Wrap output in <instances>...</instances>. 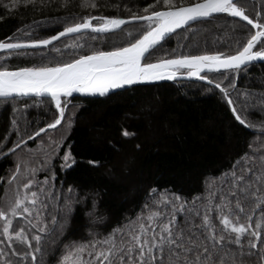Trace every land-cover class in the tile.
Returning <instances> with one entry per match:
<instances>
[{
	"label": "snow or ice",
	"instance_id": "obj_1",
	"mask_svg": "<svg viewBox=\"0 0 264 264\" xmlns=\"http://www.w3.org/2000/svg\"><path fill=\"white\" fill-rule=\"evenodd\" d=\"M52 3L53 0H39V7L43 9ZM22 5H31L35 10L37 0H7L6 3L0 0V6L6 11ZM72 5L73 0H59L58 6L68 9ZM79 6L101 7L98 0H80ZM111 7L119 9L120 5ZM124 9L131 13L126 18L73 13L51 18L54 23L62 22V30L44 38L33 39L30 32H25L7 40L0 39V50L4 53L0 61L28 55L29 49L41 50L42 57L49 54L43 51L45 48L61 57L71 50L68 60L13 69L0 64V103L15 102L17 97L34 94L39 98L38 106L46 95L55 109L52 121L31 135L21 134L14 118L11 124L18 140L6 153L0 150V155L14 153L26 140L39 138L46 130L65 126L62 121L70 127L71 117L66 114L71 101L67 98L74 92L106 97L114 89L165 78L195 77L206 81L221 91L234 120L259 135L254 136L247 150L219 178L206 182L205 192L189 199L153 186L140 211L134 216L125 215L107 232L102 229L110 223V217L98 211V192L86 191L77 198L76 188L71 185L63 192L55 188L52 157L58 155L63 136L59 139L48 136L43 161L32 165L29 160L18 158L7 177L6 196L0 202V264H44L46 257H51L54 264H264V92L237 89L234 80L225 88L208 75L221 69L239 72L242 66L264 59V16L257 12V18H250L238 0L188 3L181 0L179 4L176 0H162V6L161 0H155L142 9L143 15L131 12L127 5ZM221 13L238 17L249 26L246 42L239 46L240 40L236 39L238 46L234 52L205 51L191 55L175 54L172 50L171 58L165 54V58L145 62L176 29ZM43 22L33 24L39 27ZM132 22L140 24L135 33L122 28ZM117 32L124 33V46L79 54L85 46L82 42L85 36L95 41ZM70 36L76 39L62 47L54 46V42ZM230 90L236 91L238 97L243 95V101L234 100ZM28 107L31 105L23 106ZM13 112L21 113L22 109L13 107ZM134 135L126 129L122 131L124 137ZM60 159L61 171L76 163L71 151H64ZM89 163L98 165L96 161ZM40 171L47 173L43 180L37 179ZM11 185L14 187L9 189ZM75 204L87 209L84 213L89 221L87 238L63 243L60 237L65 233ZM16 218H21L19 227L15 226Z\"/></svg>",
	"mask_w": 264,
	"mask_h": 264
},
{
	"label": "trees",
	"instance_id": "obj_2",
	"mask_svg": "<svg viewBox=\"0 0 264 264\" xmlns=\"http://www.w3.org/2000/svg\"><path fill=\"white\" fill-rule=\"evenodd\" d=\"M180 2L181 0H176L177 4ZM98 3L101 7L96 9L81 8L80 0H73L72 7L68 9L60 8L59 0H53L51 6L43 9H40L37 0L35 10L31 5H22L9 11L0 6V39L7 40L25 32H30V38L33 39L55 34L62 30L63 24L54 23L51 18L64 17L68 13L77 16L91 14L126 18L131 14L124 9L127 5L131 12L143 15L142 9L155 3V0H98ZM238 3L246 9L250 18H257V12L264 16V0H238ZM116 4L120 5L119 9L111 7ZM34 21L44 22L35 27ZM29 25L32 27H26ZM139 27L140 24L135 23L124 29L135 33ZM248 27L246 22L236 17L217 14L177 31L161 43L145 62H155L165 58V54L167 58H171L172 50H175V54L191 55H199L205 51L232 53L238 46L236 39L240 40L239 46L246 42ZM18 29L21 32H17ZM185 36L189 38L184 39ZM75 39V36L66 37L54 46L62 47ZM82 42L85 46L79 50V54H88L93 49L107 51L113 46H124L126 37L124 33L117 32L101 36L95 41L85 36ZM43 51L49 54L42 57L41 50L29 49L28 55L13 56L0 61V64L13 69L71 58V50L65 51L62 57L49 52L47 48ZM0 55L4 53L1 52ZM208 75L225 88L234 80L237 89L264 92V63L248 65L239 72L224 71ZM230 95L234 100L244 99L243 95L238 97L236 91L230 90ZM38 99L17 97L15 102L0 103V150L6 153L18 140V134L11 124L14 118L20 133L27 135L52 121L54 105L44 97L43 102L37 106ZM67 99L71 101L66 114L71 117L70 127L62 121L65 126L41 133L39 138H32L14 153L0 159V202L5 199L7 177L14 170L18 158L38 165L43 161V153L48 148L47 137L59 139L63 136L58 155L52 157L53 170L56 172L53 184L61 192L69 185L75 187L77 198L86 191L98 192V211L110 217V223L102 229L104 232L121 222L125 215L134 216L140 211L146 194L153 186L161 190L169 189L189 199L205 192L206 182L212 181L214 177L219 178L247 150V145L254 136L259 135L234 120L219 89L199 81L177 80L137 85L105 98ZM24 105L31 107L24 109ZM13 107L22 109V112L14 113ZM125 129L135 135L122 136ZM136 145L140 147L137 148ZM64 151H71L76 163L61 171L60 157ZM89 161H96L98 165L94 166ZM36 175L37 179L43 180L47 173L40 171ZM8 187L10 189L14 185ZM7 195H12L10 190ZM73 207L70 222L64 235L60 237L63 243L87 238L89 221L84 214L87 209L80 204ZM20 222L21 218H16L15 226L19 227ZM37 256L39 257V253ZM44 264H54V261L51 257H46Z\"/></svg>",
	"mask_w": 264,
	"mask_h": 264
},
{
	"label": "water",
	"instance_id": "obj_3",
	"mask_svg": "<svg viewBox=\"0 0 264 264\" xmlns=\"http://www.w3.org/2000/svg\"><path fill=\"white\" fill-rule=\"evenodd\" d=\"M215 15H217V14H215ZM214 15V16H215ZM236 18H238V17H236ZM207 19H209V18H200V19H198V20H196V21H191V22H189V24L188 25H185V26H183L182 28H180V29H176L175 30V32L174 33H176L177 31H179V30H181V29H183V28H186V27H188V26H190L191 24H193V23H195V22H198V21H202V20H207ZM238 19H240V18H238ZM240 20H242V19H240ZM243 21V20H242ZM245 22V21H244ZM135 23H139V22H132V23H128L127 25H131V24H135ZM247 23V22H246ZM127 25H125V26H127ZM125 26H122V28H124ZM174 33H170L166 38H165V40L166 39H168L170 36H172ZM63 38H66V37H63ZM63 38H61V39H63ZM164 40V41H165ZM164 41H162L161 43H163ZM56 42H54V44H55ZM1 52H3L2 50H0V53ZM254 63H264V59H257L256 61H253V62H251V63H249L248 65H251V64H254ZM247 65V66H248ZM244 66H242L241 68H243ZM225 70H223V69H221L220 71H214V72H211V73H215V72H224ZM177 80H181V81H185V80H187V81H199V82H202V83H205V84H207V82L206 81H200L198 78H195V77H191V78H189V77H178L176 80H168V79H161V80H157V81H148V82H138V83H136V84H133V85H127V86H124L123 88H121V89H114V90H111V92H110V94H112V93H115V92H118V91H121V90H125V89H127V88H130V87H133V86H137V85H149V84H154V83H160V82H172V81H177ZM212 86V85H211ZM109 94V95H110ZM109 95H107V96H109ZM106 96V97H107ZM31 97H34V94H33V96H31ZM44 97H47L46 95L44 96ZM43 97V98H44ZM75 97H80V98H105V97H99V96H91V95H88V94H83V93H78V92H74L70 97H68V98H75ZM48 98V97H47ZM58 127V126H57ZM47 131V130H46ZM34 138V137H33ZM29 140H26V143L28 142ZM10 153H8L7 155H9ZM7 155H3V156H1L0 157V159L2 158V157H4V156H7Z\"/></svg>",
	"mask_w": 264,
	"mask_h": 264
}]
</instances>
